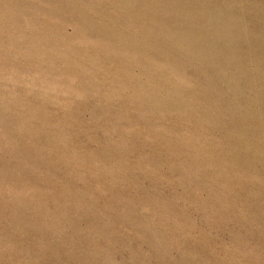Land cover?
Wrapping results in <instances>:
<instances>
[{
    "label": "rangeland",
    "instance_id": "obj_1",
    "mask_svg": "<svg viewBox=\"0 0 264 264\" xmlns=\"http://www.w3.org/2000/svg\"><path fill=\"white\" fill-rule=\"evenodd\" d=\"M0 264H264V0H0Z\"/></svg>",
    "mask_w": 264,
    "mask_h": 264
}]
</instances>
